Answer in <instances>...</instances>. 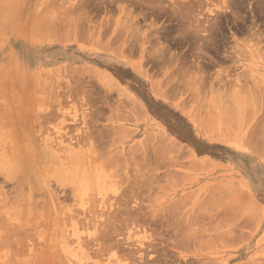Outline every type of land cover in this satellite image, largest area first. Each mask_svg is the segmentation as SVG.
Masks as SVG:
<instances>
[{
    "label": "rangeland",
    "instance_id": "obj_1",
    "mask_svg": "<svg viewBox=\"0 0 264 264\" xmlns=\"http://www.w3.org/2000/svg\"><path fill=\"white\" fill-rule=\"evenodd\" d=\"M0 118V264H264V0H0Z\"/></svg>",
    "mask_w": 264,
    "mask_h": 264
},
{
    "label": "bare ground",
    "instance_id": "obj_2",
    "mask_svg": "<svg viewBox=\"0 0 264 264\" xmlns=\"http://www.w3.org/2000/svg\"><path fill=\"white\" fill-rule=\"evenodd\" d=\"M157 1H158V0H157ZM159 1H160V0H159ZM174 1H175V0H174ZM176 4H177V3H176ZM184 4H185V3H184ZM184 4H183V5H184ZM240 5H241V4H240ZM187 6H189V5H187ZM189 9H190V8H189ZM186 10H187V9H186ZM173 13H174V12H173ZM173 13H171V14L173 15ZM175 14H177V13L175 12ZM179 14H180V13H179ZM179 14H178V15H179ZM178 15H177V16H178ZM183 17H184V16H183ZM183 17H182V20L184 21ZM184 18H185V17H184ZM186 19H187V18H186ZM186 21H187V20H186ZM180 23H182V22H180ZM194 23H195V22H194ZM188 24H189V23H188ZM186 25H187V23H186ZM191 25H192V24H191ZM45 26H46V25H45ZM177 26H178V25H177ZM179 26H180V25H179ZM179 26H178V27H179ZM188 26H189V25H188ZM188 26H187V27H188ZM196 26H197V25H196ZM178 27H177V29H178ZM181 27H182V28H181ZM181 27H180L181 30L183 29V32H184V31H185V30H184V29H185L184 26H181ZM189 27H191V26H189ZM192 27H193V26H192ZM194 27H195V25H194ZM194 27H193V28H194ZM180 28L178 29V31H180ZM197 28H198V27H197ZM204 28L206 29V27H203V31H205ZM217 28H218V27H217ZM210 29H211V27H210ZM189 30H190V29H189ZM194 30H195V33H196V30H197V29L194 28ZM194 30H193L192 34L194 33ZM206 30H207V29H206ZM176 31H177V30H176ZM178 31H177V33H178ZM186 31H187V30H186ZM199 31H200V30H199ZM207 31H210V30L208 29ZM131 32H132V30H131ZM174 32H175V31H174ZM183 32H182V33L180 32V33L183 34ZM184 33H185V35H187L186 32H184ZM195 33H194V35H195ZM199 33H201V31L198 32V30H197V35H198ZM32 34H33V33H32ZM58 34H59V33H58ZM168 34H169V33H168ZM192 34H191V35H192ZM208 34H209V33H208ZM52 35H53V34H52ZM194 35H193V36H194ZM197 35H195V37H196ZM209 35H211V34H209ZM41 36H42V35H41ZM167 36H168V35H167ZM211 36H212V35H211ZM197 37H198V36H197ZM206 37H207V36H206ZM208 38H209V36H208ZM59 39H60V38H59ZM203 39L205 40V38H203ZM62 40H63V39H62ZM120 42H121V41H120ZM125 42H126V41H125ZM204 42H205V41H204ZM206 42H207V41H206ZM129 43H130V42H129ZM118 44H119V42H118ZM109 45H110V44H109ZM205 45H206V44H205ZM118 46H119V45H118ZM128 46H129V45H128ZM109 48H110V47H109ZM115 49H117V46H116ZM117 50H118V49H117ZM115 52H116V51H115ZM137 65H138V64H137ZM94 69H95V68H94ZM133 69H134V67H133ZM136 69H137V68H136ZM86 70H87V69H86ZM77 71H78V70H77ZM77 71H76V72H77ZM84 71H85V70H84ZM84 71H83V72H84ZM89 71H90V70H89ZM136 71H137V70H136ZM80 72H81V71H80ZM94 72H95V71H94ZM94 72L90 71V73H92V75H95V74H93ZM78 73H79V71H78ZM78 73H77V74H78ZM85 73H87V72H85ZM88 73H89V72H88ZM88 73H87V74H88ZM88 75H89V74H88ZM101 75H102V74H101ZM85 76H87V75H85ZM95 76H96V75H95ZM99 76H100V75H99ZM99 76H98V77H99ZM88 77H89V76H88ZM104 77H105V76H104ZM106 77H107V76H106ZM193 77H194V76H193ZM198 77H199V76H198ZM194 78H195V77H194ZM202 78H203V77H202ZM98 79H100V78H97V80H98ZM190 79H191V77H190ZM196 80H197V78H196ZM99 81H100V80H99ZM105 81H106V78H105ZM191 81L193 82V80H191ZM97 82H98V81H97ZM105 83H106V82H105ZM107 83H108V82H107ZM198 83H199V82H198ZM112 84H113V83H112ZM105 85H106V84H105ZM110 85H111V84H110ZM187 85H188V82H187ZM195 85H196V84H194V86H195ZM200 86H201V84H200ZM109 87H110V86H109ZM195 87H196V86H195ZM190 88H191V87H190ZM197 88H198V87H197ZM188 89H189V88H188ZM195 89H196V88H195ZM193 91H194V90H193ZM163 93H164V92H163ZM188 93H189V92H188ZM195 93H197V92H195ZM164 94H165V93H164ZM190 94H192V92H191ZM193 94H194V93H193ZM126 96H127V95H126ZM159 96H161V98L164 97V99H165V96H166V95H165V96H162V95L159 94ZM241 98H242V97H241ZM249 105H250V104H249ZM241 106H242V105H241ZM239 107H240V106H239ZM137 108H138V107H137ZM179 108H180V107H179ZM240 108H242V107H240ZM244 108H245V107H244ZM248 108H250V107L248 106ZM132 111H133V110H132ZM243 111H244V110H243ZM124 113H125V112H124ZM237 113H238V112H237ZM239 113H240V111H239ZM240 114L242 115V113H240ZM248 115H249V114H248ZM128 116H129V115H128ZM229 116H231V115H229ZM124 117H125V116H124ZM143 117H144V116H143ZM5 118H6V117H5ZM0 119H1V118H0ZM227 119H231V118H228V117H227ZM236 119H237V118H236ZM245 120H246V119H245ZM234 121H235V120H234ZM236 121H237V120H236ZM225 122H226V121H225ZM4 123H5V122H4ZM254 124H255V123H254ZM202 125H203V124H202ZM253 127H254V126H253ZM203 129H204V128H203ZM205 130H206V129H205ZM255 131H256V130H255ZM157 135H158V133H157ZM248 136H249V135H248ZM253 136H254V135H253ZM245 138H246V137H245ZM166 140H167V139H166ZM245 140H246V139H245ZM253 140H254V139H253ZM162 142H163V141H162ZM172 142H173V141H172ZM244 143H245V142H244ZM170 145H171V143H170ZM244 145H245V144H244ZM172 146H173V145H172ZM248 146H249V145H248ZM173 148H174V147H173ZM162 149H163V148H162ZM162 149H161V151H162ZM167 149H168V147H167ZM250 149H251V148H250ZM131 153H132V152H131ZM121 163H122V162H121ZM134 166H135V165H134ZM146 166H147V165H146ZM122 167H123V166H122ZM142 167H143V166H142ZM135 168H136V167H135ZM121 169H122V168H121ZM123 169H124V168H123ZM138 169H139V168H138ZM139 171H141V170H139ZM135 172H136V171H135ZM136 173H137V172H136ZM136 179H137V178H136ZM142 179H143V178H142ZM148 180H149V179H148ZM144 181H145V180H144ZM133 182H135V181L133 180ZM133 182H132V183H133ZM139 182H141V181H138L137 183H139ZM135 183H136V182H135ZM148 183H150V182H148ZM153 183H154V182H153ZM135 185H136V184H135ZM139 185H140V184H138L137 186H139ZM150 185H151V183H150ZM143 186H144V185H143ZM145 186H146V183H145ZM133 187H134V186H133ZM135 187H136V186H135ZM129 188H130V187H129ZM130 189H131V188H130ZM130 189H129V190H130ZM138 190H139V189H138ZM138 190H137V191H138ZM132 191H133V190H132ZM139 192H140V191H139ZM133 197H134V196H133ZM133 197H132V198H133ZM135 198H136V197H135ZM137 198H139V197L137 196ZM139 199H140V198H139ZM122 200H123V199H122ZM129 200H130V199H129ZM129 200H128V201H129ZM131 200H132V199H131ZM136 200H137V199H136ZM125 201H126V200H125ZM50 203H51V202H50ZM139 210H140V209H139ZM133 211H134V210H133ZM133 211H132V212H133ZM135 211H136V209H135ZM135 211H134V213H136ZM137 211H138V210H137ZM127 212H128V211H127ZM127 212H126V213H127ZM138 213H140V212L138 211ZM138 213H137V214H138ZM124 214H125V213H124ZM124 214H123V215H124ZM129 214H130V211H129ZM131 214H132V213H131ZM112 215H113V214H112ZM115 215H117V213H115ZM118 215H119V213H118ZM118 215H117V216H118ZM120 215H121V213H120ZM126 215H128V214H126ZM156 215H157V214H156ZM130 216H131V215H130ZM133 216L136 217L135 214H134ZM139 216H140V215H139ZM139 216H138V218H140ZM110 217H111V216H110ZM115 217H116V216H115ZM143 217H144V216H143ZM116 218H117V217H116ZM118 218H119V217H118ZM124 218H125V216H124ZM138 218H137V219H138ZM149 218H150V217H149ZM153 218H154V217H153ZM113 219H114V218H113ZM122 219H123V218H122ZM129 219H130V218H128V220H129ZM131 219H132V218H131ZM131 219H130V220H131ZM134 219H135V218H134ZM151 219H152V217H151ZM114 220H115V219H114ZM118 220H121V219H117L116 222H118ZM126 220H127V219H126ZM130 220H129V221H130ZM135 220H136V219H135ZM164 220H165V219H164ZM78 221L80 222V220H78ZM136 221H137V220H136ZM152 221H154V219H153ZM155 221H156V219H155ZM87 222H88V221H87ZM89 222H90V221H89ZM119 222H120V221H119ZM122 222H123V221H121V223H122ZM125 222H126V221H125ZM131 222H132V220H131ZM134 222H135V221H134ZM137 222H139V221H137ZM93 223H94V222H93ZM106 223H107V222H106ZM110 223L112 224V222H110ZM110 223H109V224H110ZM135 223H136V222H135ZM155 223H156V222H155ZM78 224H79V223H78ZM107 224H108V223H107ZM109 224H108V225H109ZM115 224H116V223H115ZM118 224H120V223H118ZM123 224H124V223H123ZM127 224H128V223H126V225L124 224L125 227L127 226ZM129 224H130V222H129ZM131 224H132V223H131ZM133 224H134V223H133ZM138 224H140V223H138ZM142 224H143V223H142ZM154 225H155V224H154ZM0 226H1V225H0ZM87 226H88V225H87ZM101 226H102V225H101ZM110 226H111V225H110ZM110 226H109V229H110ZM116 226H117V229H119V228H118L119 226H118V225H116ZM116 226H115V227H116ZM120 226H121V225H120ZM141 226H142V225H141ZM143 226H144V225H143ZM155 226H156V225H155ZM98 227H99V226H98ZM163 227H164V226H163ZM12 228H13V227H12ZM88 228H89V227H88ZM112 228L114 229L115 233L117 234V232H118L119 230H115V228H114V224H112ZM122 228H123V227H122ZM146 228H147V227H146ZM155 228H156V227H155ZM158 228H159V227H158ZM99 229H100V228H99ZM106 229H107V228H106ZM109 229H107V230H108V233H109ZM113 229H111L112 233H110V234H113V233H114V232H113ZM163 229H164V228H163ZM92 230H93V229H92ZM107 230H106V231H107ZM165 230H166V229H165ZM165 230H164V231H165ZM167 230H168V229H167ZM169 230H170V229H169ZM175 230H176V229H175ZM100 231H102V230H100ZM106 231H105L104 233L107 234ZM116 231H117V232H116ZM96 232H97V231H96ZM151 232H152V231H151ZM161 232H162V230H161ZM173 232H174V230H173ZM4 233H5V232H4ZM104 233H103V234H104ZM177 233H178V232H176V234H177ZM28 234H29V233H28ZM106 234L103 235V236H104L103 238H107V237H105ZM118 234H119V233H118ZM151 234L153 235V232H152ZM160 234H161V233H160ZM114 235H115V234H114ZM141 235H142V234H141ZM154 235H155V234H154ZM154 235H153V238H154ZM158 235H159V234H158ZM173 235H174V234H173ZM10 236H11V235H10ZM110 236H111V235H110ZM150 236H151V235H150ZM150 236H149V237H150ZM161 236H162V235H161ZM169 236H170V235H169ZM100 237H102V233H101ZM108 237H109V235H108ZM112 237H115V236H112ZM117 237H118V236H117ZM164 237H165V236H164ZM146 238H147V237H146ZM159 238H160V237H159ZM92 239H94V238H92ZM92 239H91V240H92ZM100 239H101V238H100ZM109 239H110V238H109ZM147 239H148V238H147ZM150 239H152V238H150ZM111 240H112V239H111ZM113 240H114V239H113ZM124 240H125V239H124ZM127 240H128V239H127ZM166 240H167V239H166ZM20 241H21V240H20ZM101 241H102V239H101ZM101 241H100V242H101ZM104 241H105V239H104ZM104 241H103V243H105ZM108 241H110V240H108ZM115 241H116V240H115ZM115 241H114V242H115ZM122 241H123V240H122ZM149 241H150V240H149ZM174 241H176V240H174ZM4 242H5V241H4ZM79 242H80V241H79ZM114 242H113V243H114ZM123 242H124V241H123ZM177 242H178V241H177ZM136 243H137V242H136ZM147 243H148V242H147ZM156 243H157V242H156ZM174 243H175V242H174ZM174 243H172V244H174ZM96 244H97V243H96ZM101 244H102V242H101ZM109 244H110V243H108V245H109ZM115 244H117V243H115ZM140 244H141V243H140ZM140 244H139V245H140ZM178 244H179V243H178ZM178 244H177V245H178ZM20 245H21V244H20ZM94 245H95V244H94ZM106 245H107V244H106ZM106 245H105V247H107ZM131 245H132V244H131ZM143 245H144V244H143ZM88 246H89V245H88ZM111 246H112V244H111ZM113 246H114V245H113ZM113 246L111 247L112 249H113ZM120 246H121V245H118V247H120ZM125 246H126V245H125ZM148 246H149V245H148ZM150 246H152V245H150ZM164 246H165V245H164ZM169 246H170V245H169ZM180 246H181V245H180ZM97 247H100V246H97ZM118 247H117V248H118ZM136 247H137V246H136ZM155 247H156V245H155ZM155 247H154V248H155ZM58 248H59V247H58ZM87 248H88V247H87ZM100 248H101V247H100ZM107 248H108V247H107ZM132 248H133V247H132ZM150 248H151V247H150ZM108 249H110V248H108ZM115 249H116V248H115ZM124 249H125V248H124ZM159 249H160V248H159ZM161 249H163V248H161ZM161 249H160V251H161ZM87 250H88V249H87ZM95 250H96V249H95ZM116 250H117V249H116ZM129 250H130V249H129ZM133 250H134V249H133ZM135 250H136V252H137V249H135ZM103 251H104V248H103ZM105 251H106V250H105ZM107 251H108V250H107ZM126 251H128V250H126ZM126 251H125V252H122V253H124V254L126 255ZM130 251H132V250H130ZM141 251H142V250H141ZM160 251H159V253H160ZM163 251H164V250H163ZM167 251H168V250H167ZM95 252H96V251H95ZM115 252H116V251H115ZM120 252H121V251H120ZM136 252H134V253H136ZM139 252H140V251H139ZM117 253H118V252H117ZM155 253H156V252H155ZM161 253H163V252H161ZM115 254H116V253H115ZM55 255H56V254H55ZM116 255H117V254H116ZM119 255H120V254H119ZM119 255H118V256H119ZM125 255H124V256H125ZM155 255H156V254H155ZM118 256H117V258H118ZM121 256H122V255H121ZM128 256H129V255H128ZM133 256H134V255H133ZM133 256H132V257H133ZM97 257H98V256H97ZM117 258H115V260L118 261ZM119 258L122 259L123 257H119ZM126 258H128L127 255H126ZM126 258H124V259L126 260ZM133 258H134V257H133ZM142 258H143V257H142ZM148 258H149V257H148ZM67 259H68V258H67ZM121 259H120V260H121ZM124 259H122V260L124 261ZM134 259H135V258H134ZM134 259H133V260H134ZM137 259H138V258H137ZM145 259H146V258H145ZM145 259H144V260H145ZM109 260H110V259H109ZM115 260H114V261H115ZM122 260H121V261H122ZM129 260H130V262H131V259H130V258H129ZM133 260H132V261H133ZM144 260H142V261H144ZM146 260H148V259H146ZM39 261H40V260H39ZM114 261H110V262H114ZM127 261H128V259H127ZM154 261H155V260H154ZM157 261H158V260H157ZM160 261H161V260H160ZM57 262H58V261H57ZM59 262H60V261H59ZM110 262H109V263H110ZM135 262H136V261H135ZM150 262H151V261H150ZM158 262H159V261H158ZM162 262H163V260H162ZM39 263H40V262H39ZM147 263H148V262H147ZM153 263H154V262H153ZM160 263H161V262H160ZM59 264H60V263H59ZM61 264H62V261H61ZM87 264H88V263H87ZM118 264H120V262H119ZM125 264H126V263H125ZM136 264H138V263H136ZM139 264H141V263H139ZM165 264H166V262H165Z\"/></svg>",
    "mask_w": 264,
    "mask_h": 264
}]
</instances>
